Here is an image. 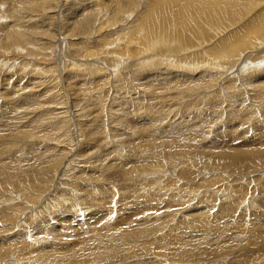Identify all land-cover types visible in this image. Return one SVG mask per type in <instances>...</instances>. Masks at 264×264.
Here are the masks:
<instances>
[{
  "label": "bare ground",
  "instance_id": "obj_1",
  "mask_svg": "<svg viewBox=\"0 0 264 264\" xmlns=\"http://www.w3.org/2000/svg\"><path fill=\"white\" fill-rule=\"evenodd\" d=\"M64 1L65 0H60V2L59 1L57 2L59 4H62L64 3ZM137 1L138 0H114L112 7H108V6H104L103 4L105 3L101 2V0H83V4L86 3L87 5L84 11L85 13L83 12L85 14L84 20H82L81 23L79 24L80 29L78 33H80V30H81V33L79 34L81 39L79 43L77 44L81 45L80 48L78 49L80 50V53H82L80 54V56L82 55L81 57L84 60V58L90 57L92 53H95V54L97 53L95 52L97 50L93 51V49L97 47V45H92L93 46L92 47L90 46V43H89L91 42L90 40L94 37H95L94 38L95 42L97 40H99L100 42L102 41L101 39H106L104 41L108 40L107 44L104 45V46L108 45V48L105 52H102V53H106L110 55L112 54V55L108 59H104V60L101 59L99 61V58H97V60H95V62H97L98 64L102 63L104 65H101L98 68L93 69V70L90 69L91 71L87 70L89 73L92 72L91 74L92 78H86V76L89 75L86 71H85L86 73L84 74L82 73L78 74L79 71H77L76 76H80L82 78L84 77V80L89 79L90 81L92 80L96 81V79H98V77H95L96 72L103 73L101 74L103 76L99 78V83H101L100 81L103 82L102 85L100 84L101 87L107 86V89H108L109 87L111 88L112 86L113 91H115L114 89L121 90L117 87L118 82L121 80H124V79L127 80L131 78L133 79L144 78L145 79L146 76L142 77L143 76L142 67L140 68L134 67L132 70H129V71L127 69L125 71H120V70L122 66L126 67L127 65H132L134 63H135L134 65H136L138 62L137 60L141 59L138 57V55H141L142 58L148 57L150 55L148 53L146 54V51L147 50L150 51L149 49L150 45H153L152 42H154V40H156L157 37H151L149 39H146V35L150 30H152L156 26L159 20H162L164 23L175 21L176 23L181 22V23H185L186 25H189V21L191 19L196 18L201 21L203 20V16L205 14H209V15L217 14L218 10L220 9V8L219 9L214 8L215 5L220 4V1L218 0H215V1H211V0H151L149 1L150 2V4H148L149 6H147L142 11H140L137 17L134 18V20H132L131 17H133V15H136L138 8L140 6ZM0 2H5V0H0ZM250 2H252L251 5H250ZM260 2L261 0H250L249 2L248 0L246 1L244 0L243 2L242 0L241 1L240 0H224L219 13L229 14L230 18L235 22L239 19L237 18L239 14L246 13V11L249 12L250 9L248 10L246 9V7L248 8L255 7ZM10 3H11L9 4L10 7L7 9L5 13H6L7 18H9L10 16L11 20H13L12 21L13 24L11 23L12 26L10 30L7 29L6 36L0 39L1 42L10 43V41L11 42L13 41L14 43H16L14 46L12 43H11L12 46L8 44L7 46H10L12 48L17 47V49H19L20 52L22 53H24V51H30V54L31 53L35 54L38 57L39 56L38 47H39L40 41L38 45L36 44L33 46L34 40L32 38L35 35H33L32 37V34L36 32L35 28H39L38 27L39 24L37 23L38 25H34L37 27L33 26L34 28L33 27L28 28L27 27L28 23L26 22V20L28 19L24 17H23L24 19H22L20 15H23L24 13H26L24 11L26 9L29 12V14L27 12L28 17L30 15V17L40 18L39 14L40 13L45 14L46 11H49L50 13L53 12L51 13L52 15L50 16L57 17L58 15L57 7L58 6L56 5V1L55 0H13V2H10ZM17 4L19 5L18 7H17ZM242 4L246 6L240 7L242 6ZM52 8H53V11H51ZM20 9H23L24 11L23 14H21ZM39 9H45V10H42L40 13H38ZM94 13L99 14V17H97L96 20L94 18ZM252 17L253 19L256 18L255 25H253L252 28L258 30L259 33L262 35L261 36L262 38H259V37L255 38L253 36L255 34L253 33L254 31H251L249 35H248L249 31H244L243 33L239 35V37L236 40H233L230 37L226 38L224 40V48L226 49L224 54L227 55L226 58H230V59L229 60L227 59V62L224 61L222 65L215 62L216 60L214 61L212 58H210V60L207 59L204 65L210 66L211 69L218 67L220 71L219 72L217 71L219 74L217 73L218 75H217L216 80L213 83L207 84L209 87V90H208V87L206 86L199 88V89H202L201 91H205V92L214 90L215 92L219 93L221 96H224L225 94L226 100L229 101L231 104H234L235 106L239 105L236 103V102H239V100H241V102H239L240 106H245L244 104L242 105V99H235V98H236L237 92H239L240 89L245 87L246 83L243 84L244 86L243 85L235 86L233 89H231L232 86L230 85L229 82L230 80H234V82L241 80L243 81V83L245 81H250V80H247L248 75L246 74L253 73L257 69L256 70L249 69L251 72H247L246 74L241 73L242 70L245 71L246 67L248 66V62H249V60L244 59V54L248 51L259 48L260 45L262 44L264 45V42H261V40L264 38L263 36L264 35V9L258 12L255 18L254 16ZM130 18H131V22H130L131 27L132 25H136V30L134 34L141 36V34L143 33V36H141L142 39L139 37V40L143 43L137 42L138 39H134L132 37L130 39L122 38L123 39L122 41L125 42V44H128V48H127V46H124V47L122 46V45H125L123 42H120L118 39H115V40L112 39L114 35L119 34V31L120 33L123 32L122 28L120 30H115L113 27L115 26L116 23H119V22L121 24L123 22H129ZM29 21L30 20H28V22ZM29 24H33V22L32 23L29 22ZM193 25L195 24L193 23ZM4 27L3 26L0 27V29H3L0 32V37H1L2 32H4L6 29V27L5 28ZM30 28H31V31H29ZM91 28H94V29L90 30ZM32 30H35V31L32 32ZM245 30H248V28ZM73 39L75 38L73 37ZM117 42H119L120 44H117ZM115 44H117V46H120L122 48L116 49L114 47ZM200 45L201 43H196V44L192 43L191 47L195 48ZM124 49L126 52L124 51ZM33 50L37 52L35 53ZM5 52H6V56H9L7 55L8 51L6 50ZM42 52L43 51H41V53ZM203 52L205 53L206 51H203ZM209 52H210V49H209ZM51 54H53V52ZM69 54L73 55L72 53H69ZM125 55H128V58L129 57L133 58L134 56L135 58H133V61L136 60L137 62L133 63L131 61H126L125 59L119 58L120 56H125ZM6 56L4 58L0 57V59L3 58L5 62L9 61L8 57L6 58ZM22 56H24V54ZM262 56L260 57V59H262ZM169 59H170V62L175 61L176 67H179L183 62V61L181 62V60H179L178 58L172 59L170 57ZM255 59H259V58L256 57L252 60L251 67H257L258 69L263 67L264 69V60L254 61ZM12 60L14 61L13 58ZM28 60L24 62V66L26 65L25 63H27ZM145 61H148L151 64H154L157 66L158 65L161 66V63L157 62L158 60L156 57L146 59L144 60V62ZM20 62H21V65L19 67H21L23 64L22 61ZM95 62H94V65L97 64V63L95 64ZM75 63H77V61ZM140 63L141 62L139 60V64ZM27 64H29V62ZM184 64L186 65V63ZM188 65H190L191 67L190 69H193V71H195L198 65L201 66L203 64L199 62L198 60H196L194 64H190L189 62ZM54 66H52V68L45 67V66L40 67L38 66L37 63L36 64L32 63L30 68L35 70L36 72L38 70L40 74H42L43 72V74L46 73L48 76H52V74L54 75L53 79H47V78L44 79L45 78L44 77L45 74H44V76H42L44 77L43 79L42 78L41 80L38 79L37 85L34 83L35 86H37L36 90L37 88H40V90H44V91L46 90L47 92H50L51 91L50 89L53 86L57 85L59 81L57 78H55L56 76H55V69H54L57 65L55 67ZM192 67H196V68H192ZM56 68L59 69V71L60 70L63 71L66 67L64 68V66L61 65V68H58V67ZM83 68L84 67L81 68V66L80 67L75 66L71 68L69 67L67 71L74 70L75 72L76 70H81L82 72ZM93 68H95V66H93ZM183 70L186 73L182 71L184 73V74L182 73V77H181L182 79H179L180 77L178 76L179 75V70H178V75H177L178 80H175V81L176 83H179L178 81H180L181 83L183 81L184 83L185 80L187 79L186 81H188V85L186 84V88L187 89L189 88V91L185 90L188 94L187 98H195L197 97L198 94H196V92L190 91V88L198 87V85L200 84V80H197V78L194 75H191V76L189 75L190 77H188V74L190 72L187 74V71L185 69ZM60 72H58V74ZM224 72L225 74H222ZM27 73H28L27 71L20 68L19 75L16 77L17 82H20L22 86L25 83V82L23 83V81L26 79V77H28ZM237 73H239L238 76L236 75ZM6 74L3 73V76H4L3 80L4 81L12 80L11 78H9V76H7L8 78L7 77L5 78ZM205 80L212 81V78L205 77ZM8 81L4 84L9 83ZM97 82L98 81H96V83ZM108 82L109 83L111 82L110 83L111 85H108L109 84ZM28 85L30 86V84ZM179 85H174L175 86L174 88L178 89ZM204 85H206V83L202 84V86ZM8 87L9 86H7L6 88ZM24 87H25V90H27L26 89L27 85L23 86V88ZM121 87L122 89L125 90V88H123L125 86L121 85ZM132 87H133V91H136L137 88L135 86H132ZM147 88L150 89L149 87ZM1 89H0V101L4 102L2 100L4 99L3 97H5L3 96L4 95L3 93L5 92H1ZM3 89L5 88L3 87ZM54 89H56V87ZM129 89L132 90L131 87H129ZM66 90L68 91L67 87H66ZM112 90L108 89L106 95H104L106 92L105 90L104 94H102L101 96L102 98L101 102L102 104H105V102L108 101L111 104L116 98L121 97L118 103L119 114L114 113L112 109L106 112L103 111L104 118H101L102 120L100 124L92 120L81 121L78 116L79 113L73 112L75 116L74 119L77 122V131H78L77 135L79 137L78 142H80L79 145H78V142L74 140H72L74 142L69 145V141L67 140L68 139L67 137L70 134V127L68 124L69 119L67 120V117L69 116L67 114V111H69L68 110L69 105L67 104L68 102L61 100V98L59 99L57 97L58 98L57 101L56 102L54 101V104L52 103L53 106H51L49 109L42 108L43 106L41 105L42 106L41 109H39V111L34 115L33 113L37 109L36 110L33 109L32 118H30L28 122L25 120H24L25 122L24 121L22 122V116L19 117L18 119L16 118V120H15V117L14 118L12 117L13 120L10 121L0 113V209L2 210V214H0V216L2 215V218H3L2 222L6 220L9 221L7 224L8 228L5 230H1L0 234L4 232H5V235L12 234L13 233L12 231L14 229L16 230L18 229L21 232L19 231V233L17 234H25V230H26L29 236L35 237L34 241L32 242L31 238H29L28 236L21 235V237H19L20 236L19 235L16 238V240H19L21 242L20 244H13L11 246H5V249H2L0 253V264H137V262L140 260H143V262L140 264H188L187 262L196 261L198 257L201 258L203 262H206V264H264V246L263 245L261 246L262 250L257 251L256 252L257 254L255 253V255L258 257V258L256 257L255 261H252L249 258H245L246 255L250 254V250H251L250 245H247L246 247H244L245 253L242 256L235 257V258L228 257L226 259L228 262L225 261V256L230 254L229 252L231 251V248H236L235 245H239L238 238H235L233 241L223 242L224 232H222L223 226L226 223V221L228 222L229 220L234 219L235 217L234 212L238 210L236 209L235 211L233 209L234 207L233 202H235V199H236V198L234 199V195L237 192L234 191L231 194H229V197L223 198V199H226V201H225V205L223 204L222 206L220 205L222 204V202L218 203V201H221L222 199L214 200L213 198V200L215 201L214 205L215 206L219 205L218 209L215 210L214 212L205 211L207 215L202 214V212L199 213V211L205 209L203 207L205 203H209V202L206 201L205 203H203L202 201H200L198 203V201L193 200V197L197 195L198 189L196 188L197 185L196 186L190 185L189 182L191 181V177L187 173L189 170L186 169L187 166H189V163L193 159H195L193 160V163H194V164L192 163L193 165L199 166V164L202 163L204 168H208L209 166L210 167L213 166V168L214 166H216L217 168L222 167L225 170V172H227L228 170L230 171L231 170L230 167L232 166H234L235 169L236 167L237 168L244 167L245 165H250L251 163H253L252 162L253 157H263L264 158V143H262V146L255 148L254 143L247 141L249 139H244V140L237 139L236 140V138L230 137L229 140H220V137H216L215 139H213L214 141L211 145H207V143L194 144V145L190 144V146H195V148L186 149L185 147H181L182 146L181 144L184 142L180 140L184 139L185 142L190 143L193 138H195L196 140V138L198 137L192 135L191 133H188L187 128L182 130L183 129L181 127L182 124L180 125V128H179L178 125L180 124V122L177 123L176 121H172L170 116H168L169 113L166 114V112L161 111L162 102L169 101L170 103L171 101H173L174 103L181 104V102H183V100L186 98L185 96L186 94L184 93V91H183L184 95L182 99H180L178 96L181 94L177 95V93H173V94H176V96L172 97L171 99H161L160 101L156 102V106L152 105L151 103V106L147 107L148 105L147 102L149 103L151 102L150 98L153 95L152 92L160 96L161 93L164 94V91L150 89L144 93L145 94V97H144L143 96L144 94L141 95L139 92H134L131 94L130 92H127L125 96H122V95H119V92H116V91L111 93ZM26 92L28 93V90ZM51 93L53 94V92ZM134 94H136V96H134ZM199 94H201L199 98L201 96H209V97L211 96V92L210 94L201 93V92ZM9 95L13 96V93L9 92L7 97ZM155 97L157 96L155 95ZM15 98L17 99V97ZM50 101H52V99ZM22 102H23V99H22ZM3 104L5 105V103ZM74 104L73 105L71 104V105L73 107V110L75 111ZM221 104H224V101H221ZM9 107L11 108L12 106L10 105ZM240 109H238V111H240ZM12 110L15 111L14 113L16 114V110L13 108ZM12 110L10 111L12 114H14ZM169 110H171V107ZM206 110L208 109L206 108ZM29 112L31 111L29 110ZM18 114H16L15 116L17 117ZM64 115H66L67 117H65ZM29 116L30 115H28V117ZM24 117L27 118L26 116ZM177 117H179V115ZM182 119L180 120L178 119V120L181 121ZM150 121L151 122L153 121L154 124L161 122V127L158 128L160 130L158 131V135H157V131H154V130L151 131L152 128L150 125ZM218 123H222V122L218 120L217 124ZM154 124L152 123V126ZM162 126H166V127L162 128ZM187 126L188 124L185 127ZM166 130H169V131H166ZM6 135H8V137L9 136L10 137L12 136V137L9 140H7ZM196 135L198 136V134ZM57 136L62 137L63 140L59 142L56 141L58 144L56 145V147L59 145H61L62 147L63 145H66L64 146V149L62 148V150H60L61 156L65 152L66 148L68 147L62 159L58 158L61 156L57 153L56 150L52 151L51 150L52 148L50 149L51 151L47 153L37 154L38 151L40 150L42 143H44L48 139L51 141L59 140V138H56ZM161 136H163L162 137L163 143L161 145L163 153L164 152L165 153H177V157H172L169 159V162H172V160L175 162V164H173L171 167L178 168L177 172H174V174L177 176L175 178V181L177 182V187L174 188V190L172 191L173 193L172 194L166 193L162 189H158L157 186L160 184L159 183L160 181H158L157 178H152V179L147 178V180H150L149 184H141L139 182L131 183V181H126V182L121 181L119 179V174L123 172L127 173L126 170L128 171L138 170L139 171L138 173H140V175L144 177H150L151 174L153 173H155L156 175H159L161 173L163 174L171 173L169 172V169H166V167L160 171L159 170L160 164L153 166L154 169H149L145 167L142 159H134L136 152L139 151L140 149L139 143L141 142L142 139H144L143 141H145L144 143L147 146L156 137H161ZM223 138L225 139V136H223ZM203 140L204 139H202V141ZM223 141H226L225 143L227 145ZM15 144H17L18 149L20 150H23L24 147L26 146L27 148L25 149L26 150L28 149V152H26L25 150L24 151L16 150L15 151L16 153L12 155L9 151L12 148H14ZM222 144H225V145H222ZM151 145H152V149L154 150V154H155L154 161L158 163V159L156 157V155L159 154L158 144L157 142H152ZM175 146L176 147L180 146V147L175 149ZM225 146L227 148H225ZM46 150H49V149L46 148ZM54 156L57 157L58 161L61 162L62 166L60 168H63L62 172H60V168H59V172H57V174L55 172V169L58 163L57 164L52 163V162H55ZM188 158H191V160H188ZM67 168H70V171H66ZM62 174H64L67 177L65 176L62 177ZM245 174L246 173H241L242 176H245ZM256 178L257 177H255V179ZM104 179L119 181L123 184V187L119 188L118 190H115L116 187L112 186L111 184H103L102 180ZM218 180L216 178V181ZM229 180L234 181V177L230 178ZM205 181L209 183L208 185L214 183V182L210 183L212 181V180L210 181V179L205 180ZM233 181L230 182L229 185H234ZM19 182L21 185L17 184ZM21 182H23V184ZM94 184L98 185L97 189L95 191H89V188L93 186ZM28 185L30 186V188L35 187L38 191L43 189L44 186L46 185L49 187L48 188L49 190L51 187H53V192L52 194L50 193L52 196L50 195L51 197L49 196L50 197L49 198L47 197V194L45 193L43 194L42 198L36 200V196L31 193V190L27 191ZM204 185L206 186V183ZM3 186L5 187L7 186L6 188H10V189H3ZM220 187H223L222 184ZM226 187H228V185ZM211 188H214V187H211ZM237 188H238V191H243L244 186L238 185ZM45 190L47 191V189ZM226 190H224L223 188L218 189V187H216L214 191L210 192V194L212 193L217 194L218 196H221L222 198ZM159 193L161 194L159 195ZM205 194L206 192L202 196H204ZM106 197H108L107 203L110 204L111 210H108V209L103 210V211H108V212L105 214V217L103 218V220L101 219V222H98L97 221L98 218L96 216L98 215V211H100L104 207V204L101 202V199L106 198ZM162 197L171 198L172 203H173L168 206L167 205L165 206V209L168 210L167 214L169 213L168 223H165L164 225H158V223L154 222L152 224V230H149L150 225L148 222L139 223V221L145 218V215H143L141 216V219H140V210L142 208L143 209L146 208V211L149 212L153 216L160 214L158 212L161 209L160 201H162ZM17 198H19V200ZM205 199L210 201L209 197ZM126 202L131 203V204L125 207ZM220 206H221V209H220ZM26 207H30L31 209H35V208H40V209L35 212L33 211L30 213L25 212L26 213L25 215L23 211L25 210L24 208ZM133 208L134 210H132ZM55 210H58L57 212L58 215H56ZM123 211L124 212L130 211L132 220L129 223L131 224H127V221H123L122 219L120 220V222H117L119 219L117 217H119V215L121 216ZM41 212L42 213L44 212V214L40 215ZM51 213H54L53 215H55L53 216L55 217L54 220L53 218H50ZM83 215L84 217L87 216V218H89L90 220L83 219L82 217ZM76 218H78L79 223L77 220H75ZM243 218L244 216L242 217V220ZM260 218L262 219L261 221L264 222V217H260ZM29 219L31 220L28 221ZM74 221H77L76 224L78 223V225L75 224V227L73 223ZM245 223L247 222L245 221ZM253 223L255 222L253 221ZM170 225H173V226H170ZM253 225L255 226V224ZM123 226H125L124 230H122ZM175 227H177V229L174 231L172 228H175ZM262 227H264L263 223H262ZM23 228L24 230H21ZM84 228H86L87 230L88 229L90 230L89 231L86 230L87 232L86 234H84L83 232ZM247 228L251 229V227L249 226ZM172 230L174 231L175 235L173 234ZM240 230H243V228L238 229V232H240ZM253 230H251V233L249 235L250 239L254 237L252 235ZM236 236L237 235L233 237H236ZM227 237L231 238L232 236L228 235ZM7 238H8L7 236H1L0 242L5 241ZM207 240H209V242L206 245H204L205 241ZM241 244H243V242ZM238 249H241V248H238Z\"/></svg>",
  "mask_w": 264,
  "mask_h": 264
},
{
  "label": "rangeland",
  "instance_id": "obj_2",
  "mask_svg": "<svg viewBox=\"0 0 264 264\" xmlns=\"http://www.w3.org/2000/svg\"><path fill=\"white\" fill-rule=\"evenodd\" d=\"M55 1H56V5L58 6L57 7V12H58L57 17L50 16V15H52L51 13H53V12L50 13L49 11H46L45 14L40 13L42 10H45V9H39L38 10V13L41 14V15L39 14L40 18L30 17V15L28 17L27 16L29 14L28 10L25 9L24 11L26 13H24V11H23L24 8L20 9L21 14L24 13L23 15H20V17L22 19L26 18V19L30 20L29 22H31V23L33 22V24H29L28 20H26V22L28 23L27 24L28 28L39 24L38 27L40 29L35 28L36 32H34L35 30H32V32H34V34H32V37H33V35H35L32 38L34 40L33 46L36 44L38 45V43L40 41L39 47H38L39 48V50H38L39 56L38 57L35 54H32V53L30 54V51H24V53H22V52H20L19 49H17V47H13V48L10 47V46H12L11 43L13 44V46L16 44L13 41L12 42L10 41V43L9 42L3 43L0 40V55H1L0 57L4 58L6 56V52H5L6 50L8 51L7 55L10 56V57L6 56V58L8 57V59H9V61H6V62H5V60H3V58L0 59V62H1L0 63V67H1L0 68L1 69L0 70V78L3 76V73H5V74L7 73L5 78L7 76H9V78L12 79L9 81L7 80L9 82V83H7L8 85L4 84L7 82L6 80L5 81L3 80L4 76L0 79V89L2 88L1 92H5V93H3L4 94L3 96H5V97H3L4 99L2 100L4 102L0 101V103H1L0 104V107H1L0 113L10 121H12L14 117L16 120V118L18 119L19 117L22 116V122L24 120L28 122L30 120V118H32L33 109H35V110L37 109L36 111H34V113H33V115H34L39 111V109H41L42 106H43L42 108H48L49 109L51 106H53L54 101L56 102L58 98L59 99L61 98V100L68 102L67 104L69 105V109H68L69 111H67V114L69 116L68 117L66 115H64V116L67 117V120L69 119L68 124L70 127V134L68 135L67 140L69 141V145H70L74 141H77V142L79 141V137L77 135L78 134L77 122L74 119L75 116H74L73 112L79 113L78 116H79V119L81 121L92 120V121H96V123L101 124V120H102L101 118H104V112L103 111L106 112V111H109L110 109H112V111L114 113L119 114L118 103H119L121 97L116 98L113 101V103H111V104L108 101H106L105 104H102V102H101L102 94H104V92L106 90V92L104 94V95H106L108 89L112 90V88H113L112 86H111V88L108 86L109 87L108 89H107V86L101 87L103 82L100 81L101 83H99V78L101 76H103V75H101L103 73L96 72L95 77H98V79H96V81H98L97 83L95 80H92V81H90L89 79L84 80V77L82 78L80 76H76L77 71H79L78 74H80V73L84 74L87 72L89 75H87L86 78H92V76H91L92 72L89 73L88 71L90 69L93 70V69L98 68L101 65H104L102 63L98 64L97 62H95V60H97V58H99V61L101 59L102 60L108 59L112 54L110 55V54L102 53V52H105L108 48V45L104 46L105 44H107L108 40L104 41L106 39H101L102 40V41H100L101 43L99 42V40H97L95 42V39H94L95 37H94L91 40L89 39L91 42H89V41L88 42L90 43V46L97 45V47L99 49L97 47H95L93 49V51L97 50V51H95L97 53L96 54L92 53V55L90 57L84 58V60H83V58L81 57L82 55L80 56V54H82V53H80V50H78L81 45H78L77 43H79V41L81 39L80 35H79L81 33V30H80V33H78L79 29H80L79 24L81 23L82 20H84V17H85L84 11L86 9L87 4L86 3L83 4V0H75L76 3L73 0H67V1L65 0L64 3H62V4H59L57 2V1L60 2V0H55ZM140 1L139 0L137 1L140 6L138 8L136 15H133V17H131L132 20H134V18L137 17V15L139 14L140 11H142L144 8L149 6L148 4H150L149 1H151V0H140ZM211 1H215V0H211ZM218 1H220V4L215 5L214 8H216V9L220 8L221 9L224 0H218ZM243 1L244 0H242V2ZM249 1L250 0H248V2ZM10 2H13V0H5V2H0V27L1 26L6 27L5 31L2 32L0 39H2L3 37L6 36L7 29L10 30V28L13 24L12 23L13 20H11L10 16H9V18H7L6 13H5L7 11V9L10 7V5H9V4H11ZM101 2H104L106 4V5L103 4L104 6L112 7L114 0H101ZM146 2H148V3H146ZM251 3L252 2H250V5H251ZM60 5H61V7H60ZM18 6L19 5L17 4V7ZM245 6L246 5L242 4V6H240V7H245ZM238 7H239V5H238ZM220 9L218 10L217 14H213V15L205 14L203 16V20H201V21L196 19V18L191 19L189 21V25H186L185 23H181V22L176 23L175 21H170L168 23H164L162 20H159L157 22L156 26L152 30H150L146 35V39H149L151 37H157V39L154 40V42H152L153 45H150V48H149L150 51L149 50L146 51V54L147 53L150 54L148 57L142 58L141 55H138V57L141 58V59L137 60L138 62L136 60L133 61V58H135L134 56H133V58H130V57L128 58V55L119 57V58L125 59L126 61H131L133 63L137 62L136 65H134L135 64L134 63L132 65H127L126 67L121 65L122 68L120 71H125L126 69L129 71V70H132L134 67L135 68L142 67V70H143V76L142 77L146 76L145 79L144 78H141V79L131 78V79H127V80L124 79V80L119 81L117 87L121 90L114 89L116 92H119V95L125 96V94L127 92H130V94L134 93V92H139L141 95H143L147 90H150V89L151 90H163L164 94L161 93L160 96L151 91L153 94L150 98L151 102L150 103L147 102V104H148L147 107H150L151 103H152V105L156 106L157 101H160L161 99H171L172 97L176 96V94H173V93H177V95L181 94V95H178L180 99H182L184 93L186 94L185 95L186 98L183 100V102H181V104L180 103H174L173 101H171L170 103H169V101H166V102L161 101L162 102L161 111L166 112V114L169 113L168 116H170L172 121H176L177 123L180 122V124L178 125L179 128H180V125L182 124L181 125V127L183 128L182 130L187 128L188 133H191L192 135L199 138V139L196 138V140H195V138H193L190 143L185 142L184 139L180 140V141L184 142L181 144L182 145L181 147H185L186 149H194L195 148V146H190V144L194 145V144L207 143V145H211L214 141L213 139H215L216 137H220V140H229L230 137L236 138V140L237 139L238 140L249 139L247 141L254 143L255 148L262 146V143H264V140H263V138H264V69H263V67H261L260 69H258L257 67H251V65H252L251 62L254 58H256V57L259 58V59H255L254 61H259V60L263 61L264 60V45L263 44L260 45L259 48L253 49V50L248 51L244 54V59L249 60V62H248V66L246 67L245 71L242 70L241 73L246 74L247 72H251L249 69H255V70L257 69L258 70V71L257 70L254 71L253 73L246 74V75H248L247 80H250V81H245L243 83V81H241V80L240 81L238 80L237 82H234V80H230V82H229L230 85L232 86L231 89H233L235 86H241V85L246 83L245 87H243L242 89H240L239 92H237L236 98H235V99H242V105L244 104L245 106H240L239 102H241V100H239V102H236L237 104H239L238 106L231 104L229 101L226 100L225 94H224V96H221L219 93L215 92L214 90H212V91L210 90L209 92H205V91H201L202 89H199V88L205 87V86L208 87V85H207L208 83L209 84L213 83L216 80L217 75L219 74L218 72L220 71V69H218V67L211 69L210 66L204 65V63H205V61H207V59L210 60V58H212L214 61L216 60L215 62H217L218 64H221V65L224 63V61L227 62V59L228 60L230 59V58H226L227 55L224 54V52L226 50L224 48V40L226 38L230 37L233 40H236L239 37V35L241 33H243L244 31H249L248 35L251 31H254L253 33H255V34L253 36L255 38L256 37L262 38L261 37L262 35L259 33V31L256 29H253L252 26L255 25V19H256L255 17L257 16L258 12H260L261 10L264 9V0H261V2L259 4H257V6H255V7H250V8L246 7V9H248V10L250 9L249 12L246 11L247 14L246 13L239 14V16L237 17L239 19L235 22L230 18L229 14L219 13ZM51 11H53V8L51 9ZM27 12H28V14H27ZM35 12H36V10H35ZM95 15H96V17H95ZM252 16H254L255 19H253ZM97 17H99V14L94 13L95 20L97 19ZM131 18H130L129 22H123L122 24L119 22V23L115 24V26L113 28L115 30H120L122 28L123 32L120 33V31H119V34L113 36V38H112L113 40L118 39L120 42H123L122 38L130 39L132 37L134 39H138L137 42H141L139 40V37L141 38V36H143V33L141 34V36L134 34V32L136 30V25H132V27H131V25H130ZM6 20H7V22H6ZM193 23L195 25H193ZM34 27H37V26H34ZM113 28H112V30H113ZM247 28H248V30H245ZM37 29H38V31H37ZM46 29H48V30H46ZM92 29H94V28H91L90 30H92ZM249 29H251V30H249ZM2 30L3 29H0V32ZM255 30L257 31V33ZM29 31H31V28ZM258 34H259V36H258ZM132 35H134V36H132ZM119 36H120V38H119ZM73 37L75 39H73ZM35 40L38 42H36ZM93 42H95V43H93ZM261 42H264V38L261 40ZM123 43L125 44V42H123ZM141 43H143V42H141ZM192 43L193 44L201 43L202 46L200 45L198 47L192 48L191 47ZM7 44L10 46H7ZM42 44H44V45H42ZM117 44H120V43L117 42ZM117 44H115V46H114L116 49L122 48L120 46H117ZM122 46L123 47L127 46V48H128V44H125ZM92 47H91V49H92ZM184 47H185V49H184ZM72 48H73V50H72ZM74 48H76V49H74ZM100 48L103 50H101ZM209 49H210V52H209ZM40 50L43 52L41 53ZM50 50H51V52H50ZM124 51H125V49H124ZM203 51H206V52L204 53ZM52 52L54 55L51 54ZM57 52H59V53H57ZM99 52H101V53H99ZM69 53H72L73 55H71ZM2 54H4V55H2ZM23 54H24V56H22ZM77 54L81 58L78 57ZM29 56H31V57H29ZM261 56H262V59H260ZM11 57L14 59V61L12 60ZM19 57H21V58H19ZM92 57H93V59H92ZM152 57H156L158 60L157 62H160L161 66L151 64L148 61L144 62V60L150 59ZM170 57L172 59L178 58L179 60H181V62L185 61L184 63H186V65L182 62V64L179 67H176L175 61L170 62V59H169ZM1 60H3V61H1ZM26 60H28L27 63L29 62V64L25 63L27 65V66L25 65L26 66L25 67L24 62ZM139 60L141 62L140 64H139ZM196 60L201 62L203 65H201V66L198 65L197 69L195 71H193V69H190L191 67L188 64H189V62H190V64H194L196 62ZM20 61L23 62L21 67H19L21 65ZM39 61H41V62H39ZM69 61H71V62H69ZM76 61H77V63H75ZM87 61L90 63H88ZM233 61H234V59H233ZM67 62H68V64H67ZM94 62H95V64L96 63L97 64L94 65ZM32 63L33 64L37 63L38 66H40V67L45 66V67H51L52 68V66H54L55 64L57 65V66L56 65L55 66L58 68H61V65H63L64 68L66 67L63 71L60 70L61 71L60 72L59 69H57L54 66L55 67L54 68L55 69V76H56L55 78H57L59 82L57 83L58 86L55 85L53 87L54 88L56 87L57 90L52 87L53 89L51 88L50 92H47L45 90L47 92V94L44 90H40V88H37V90H36L37 86H35V84L37 85L38 79L41 80V78L43 79L44 77H45L44 79H46V78L47 79H53L54 75L52 74V76H48L46 73H44L45 74V76H44L43 72H42L43 75L40 74V72H38V70L36 72L35 70L30 68ZM71 63H72V65H71ZM84 63H86V64H84ZM3 65H4V67H3ZM74 65L78 66V67L81 66V68L84 67L82 69V72H81V70H76L75 72H74V70L73 71L72 70L67 71V69L69 67L70 68L75 67ZM85 66H86V68H85ZM93 66H95V68H93ZM110 67H112V66H110ZM8 68L11 70H9ZM17 68H19V69H17ZM20 68H22L28 72L27 73L28 77H26V79L23 81V83L25 82L23 86L27 85V87H28V88L26 87V89L28 90V93L26 92L27 90H25V87L23 88L22 84L20 82H17V79H16V77L19 75ZM192 68H196V67H192ZM183 69H185L187 71V74L190 72L188 74V77H190L191 75H194L197 78V80H200V84L198 85V87H191L190 88V91L196 92V94H198L197 97H195V98H187L188 94L186 91H189V88L188 89L186 88V84L188 85V81H186L187 79L185 80L184 83L182 80H181L182 83L180 81H178L179 83H176V81H175V80H178L177 79L178 78L177 77L178 70H179L178 76L180 77L179 79H182L181 78L182 73L183 72L186 73ZM7 70H9V71H7ZM10 72H12V73H10ZM58 72H60V73L58 74ZM73 72L75 75L73 74ZM66 73L68 76L70 74V76L68 77L66 75ZM10 74H11V76H10ZM222 74H225V72ZM215 75H216V77H215ZM236 75L238 76L239 73H237ZM33 76H34V78L36 77L37 79L36 78L34 79ZM37 76L40 78H38ZM42 76H44V77H42ZM29 77H31V78H29ZM65 77H67V78H65ZM188 77H186V78H188ZM205 77H211L212 81L205 80ZM127 78H129V77H127ZM121 79H123V78H121ZM64 81H66L67 84ZM248 82H250V83H248ZM94 83H96V84H94ZM110 83L108 85H111ZM203 83H206V85L202 86ZM11 84L14 86L15 89L13 88V86ZM28 84H30V86ZM81 84L82 85L84 84V85L82 86ZM120 84L122 86H125V87H123V88H125V90L122 89ZM174 85H179L178 89L174 88L175 87ZM7 86H9V87L6 88ZM127 86L131 87L132 90H130L129 87H127ZM132 86H135L137 88L136 91H133ZM3 87L5 89H3ZM66 87L68 88V91L66 90ZM147 87H149L150 89H148ZM85 89H86V91H85ZM34 90H35V92H34ZM76 90H77V92H76ZM208 90H209V87H208ZM115 91L112 90L111 93L115 92ZM183 91H184V93H183ZM9 92L13 93V96L9 95L7 97ZM29 92H30V94H29ZM51 92H53V94ZM200 92L201 93H207V94H210V92H211V96L210 97L209 96H201L199 98V96L201 95V94H199ZM57 94H58V96H57ZM155 95L157 97H155ZM53 96H54V98H53ZM134 96H136V94H134ZM143 96L145 97V94ZM148 96H150V95H148ZM15 97H17V99ZM50 97H51L52 101H50L51 100ZM22 99H23V102H22ZM72 101H73V103H72ZM76 101H78V102H76ZM221 101H224V104H221ZM225 101H227V102H225ZM3 103H5V105ZM9 103L12 106L11 108L9 107L10 106ZM47 103H49V104H47ZM74 103H76V104H74ZM71 104L75 105V111L73 110V107ZM29 105H30V107H29ZM79 105H80V107H79ZM70 106L72 109L70 108ZM169 106L171 107V110H169L170 109ZM2 107H4L5 109ZM164 107H165V109H164ZM8 108L10 110H12V108L15 109L16 114H18L19 112L20 113L16 117L15 116L16 114L14 113L15 111L12 110L14 113V114H12ZM31 108H32V110H31ZM206 108L209 111L206 110ZM102 109H104V110H102ZM238 109H240V111H238ZM29 110L31 112H29ZM158 111H159V109H158ZM170 112H172V113H170ZM100 113L103 115H101ZM173 113H174V115H173ZM83 114H85V115H83ZM176 114H177V116L179 115L180 118L177 117ZM28 115H30V116L28 117ZM24 116H26L27 118H25ZM178 119L179 120L182 119L181 120L182 122L179 121ZM189 119H191V120H189ZM218 120L222 123L217 124ZM185 121H186V123H185ZM152 123L154 124L153 121L152 122L150 121V125L152 128L151 131H153V130L157 131V135H158V131H160L158 128L161 127V122L156 123L157 125L160 124L158 126L156 124H154L152 126ZM187 124H188V126L185 127ZM71 126H72V128H71ZM164 127H166V126H162V128H164ZM202 130H204V131H202ZM166 131H169V130H166ZM200 133H201V135H200ZM196 134H198V136ZM216 134H217V136H216ZM219 134H220V136H219ZM223 136H225V139L223 138ZM11 137L10 136L8 137V135H6L7 140H9ZM162 137L163 136L156 137L147 146L144 143L145 141H143L144 139H142L141 142L139 143L140 149H139V151L136 152L134 159H142L145 167H147L149 169H154L153 166L160 164V169H159L160 171L166 167V169H169V172H171L173 174L161 173L159 175H156L155 173H153V174H151L150 177H144V176H141L140 173H138L139 172L138 170H136V171L135 170H131V171L126 170L127 173L123 172V173L119 174V179L121 181H123V182L131 181V183L132 182H139L141 184H149L150 180H147V178H150V179L157 178V180L160 181L159 182L160 184L157 186L158 189H162L166 193H170V194L173 193L172 191L174 190L175 187H177V182L175 181V178L177 176L174 174V172H177L178 168L177 167L176 168L171 167L173 164H175V162L173 160H172V162H169V159L172 157H177V153H165V152L163 153V150L161 148L162 147L161 145L163 143ZM56 138H59V140H55V141H51L49 139L46 141L44 140L45 142L42 143L40 150L38 151L37 154L47 153L51 150L52 151L56 150L57 153L60 155L61 154L60 150H62V148L64 149V146H66V145H63V147L61 145L56 147V145H58L57 142L63 140V138L60 136H57ZM201 138L204 140L202 141ZM72 140H74V141H72ZM152 142H157V144H158V153L159 154L156 155V157L158 159V163H156L154 161L155 154H154V150L152 149V145H151ZM223 142L225 143L226 141H223ZM46 143H48V144H46ZM79 143L80 142H78V145H79ZM225 144H222V145H225ZM53 146L55 149L53 148ZM178 147H180V146H177V147L175 146V149H177ZM25 148H27V147L25 146L23 150H20V149H18L17 144H15L14 148H12L9 152L12 155H14L16 153L15 152L16 150L17 151H24L25 150L26 152H28V149L26 150ZM46 148L49 150H46ZM225 148H227V147L225 146ZM67 149H68V147L66 148V150ZM66 150H65V152H66ZM64 153L62 154V156L60 155L61 157H58V158L62 159ZM58 158L55 157V162H52L53 164L58 163V165L56 166V169H55L56 174H57V172H59V168L62 166L61 162L58 161ZM181 160H183V159H181ZM188 160H191V158H188ZM193 160H195V159H193ZM193 160L191 162L189 161L190 162L189 166L191 165L190 166L191 169L189 166H187V168H186L187 170H189L187 173L191 177V181L189 182L190 185L191 186L197 185L196 188L198 189L197 195H195V197H193V195H192L193 200L198 201V203L200 201H202L203 203H205L206 201L209 202V203H205L204 206L201 205L205 209L199 211V213L202 212V214L207 215L205 211L214 212L215 210L218 209V206H219V205H216V206L214 205L215 204L214 200H221L222 199L221 201H218V203L222 202V204H220V205L221 206L223 204L225 205L226 199H223V198L229 197V194H231L234 191L237 192L234 195V199L235 198L236 199H235V202H233L234 203L233 209L235 211H236V209H238V210L236 212H234V214H235L234 219H231L228 222L226 221V223L223 226V231L222 230L221 231L224 232L223 242L233 241L235 238H238L239 239V245H235L236 248H231L232 252L230 251L229 252L230 254L225 256V261L228 262L226 260L228 257L229 258H235V257L242 256L245 253L244 247H246L247 245H250L251 250H250V254L246 255L245 258H249L250 260L255 261L256 257H257L255 255V253L259 250H262L261 249L262 245L264 246V227H262V223L264 225V222L261 221L262 219L260 218V217H264V158L263 157H253L252 158L253 163H251L250 165H245L244 167H239V168L236 167V169L234 166H232V167H230L231 170L230 171L228 170L227 172H225V170L222 167L217 168L216 166H214V168H213V166H211L212 167L211 168L209 166L208 168H204L202 163H200L199 166L193 165L194 164ZM188 167H189V169H188ZM205 169H206V171H205ZM62 171H63V168H60V172H62ZM66 171H70V168H67ZM203 171H204V173H203ZM241 173H246V174H245V176H242L243 174L241 175ZM216 174H218V175H216ZM64 176L65 175L62 174V177H64ZM65 177H67V176H65ZM233 177H234V181L233 180L232 181L234 182V185H229V183L232 182L229 179L233 178ZM255 177H257V178L255 179ZM216 178H217V180L218 179L219 180L216 181ZM209 179H210V181L212 180L211 182L209 181L210 183H213V182L214 183L208 185L209 183H207L205 180H209ZM102 182H103V184H111L112 186L116 187L115 190H118L119 188L123 187V184L121 182L115 181V180L104 179V180H102ZM21 183L23 184V182H21ZM205 183H206V186L204 185ZM17 184L21 185L20 182ZM221 184L223 187H220ZM226 184L228 185V187H226L227 186ZM235 185L244 186L243 191H238V188ZM28 186H27V191L31 190V193L36 196V200L42 198L43 194H45V193L47 194V197H49L53 192V187H51L49 190L48 189L49 187L47 185L44 186V188L47 189V191L43 188V189L39 190L40 192L35 187L30 188V186H29V188H28ZM4 187L5 186H3V189H10V188H6L7 186L5 188ZM97 187H98V185L94 184L93 186H91L89 188V191H95L97 189ZM211 187H214V188H211ZM216 187H218V189H220V188H223L224 190L228 189L225 191L226 194L224 192V194H223L224 197L222 196V198H221V196H218L217 194H213V193L210 194V192L214 191ZM236 188H237V190H236ZM205 192H206V194L204 196H202ZM36 193H38V194H36ZM160 194L161 193H159V195ZM23 197H24V195H23ZM207 197H209L211 202L205 199ZM213 198H214V200H213ZM17 199L19 200V198H17ZM107 199H108V197L101 199V202L104 204V207L100 211H98V215L96 216L98 218L97 219L98 222H101V219L103 220V218L105 217V214L108 212V211H103V210H105V209L111 210V206H110V204L107 203ZM15 201H16V199H15ZM160 202H161V204H160L161 209L158 212L160 214L153 216L149 212L146 211V208H144V209L142 208L140 210V219H141V216H143V215H145V218L142 219L141 221H139V223L148 222L150 225L149 230H152V224L154 222L158 223V225H164L165 223H168V214L169 213L167 214L168 210L165 209V206L173 204L172 199L168 198V197H165V198L162 197V201H160ZM130 204L131 203L126 202L125 207L129 206ZM174 206H175V204H174ZM174 206H173V208H174ZM221 206H220V209H221ZM24 209L25 210L23 211V213H25V212L30 213L32 211L35 212V211L39 210L40 208L31 209L30 207H26ZM132 210H134V208ZM57 212H58V210H55L56 215H58ZM26 213H25V215H26ZM61 213H59V214H61ZM0 214H2L1 209H0ZM42 214H44V212L43 213L41 212L40 215H42ZM53 214L54 213L50 214L51 215L50 218H53V220H54L55 217H53V216H55V215H53ZM230 214H232V213H230ZM243 216H244V218L242 220ZM0 217H1L0 218V223H1L0 224V232H1V230H5L8 228L7 224L9 221L6 220V221L2 222L3 221L2 215ZM82 217L85 220H90L89 218H87V216L84 217V215H83ZM117 218H119L117 222H120V220L122 219L123 221H127V224H131V223H129L132 220L130 211H125V212L123 211L122 215L121 216L119 215V217H117ZM31 219H29L28 221H30ZM75 220L78 221V218H76ZM77 221L73 222L74 227H75V224ZM245 221L247 223H245ZM250 221H252V222H250ZM253 221L255 223H253ZM78 223H79V221H78ZM78 223L76 225H78ZM181 223H183V222H181ZM252 223L255 224V226ZM138 226H139V224H138ZM170 226H173V225H170ZM245 226H246V228H245ZM248 226L251 227V229L247 228ZM24 228L21 230H24ZM240 228H243V230H240V232H238V229H240ZM253 228H254V230H253ZM124 229H125V226H123L122 230H124ZM172 229L175 231L177 229V227L172 228ZM83 230H84L83 231L84 234H86V232L89 231L90 229L87 230L86 228H84ZM247 230H249V231H247ZM251 230H253L252 235L254 237L250 239L249 235L251 233ZM19 231L20 230H18V229L17 230L14 229L12 231L13 232L12 234L5 235V232L0 234V237L1 236H7L8 237L5 241L0 242V253H1L2 249H5V246H11L13 244H20L21 242L19 240H16V238L19 235H20L19 237H21V235L28 236L29 238H31L32 242L34 241L35 237L29 236L28 232L26 230H25V234H17V233H19ZM174 231H173V234H174ZM228 235H231L232 237L228 238L227 237ZM235 235H237V236L233 237ZM209 240L205 241L204 245H206L209 242ZM242 242H243V244H241ZM238 248H241V249H238ZM233 250H235V251H233ZM142 262H143V260H140L137 262V264H140ZM187 263L188 264H206V262H203L201 260V258H199V257L197 258L196 261L187 262Z\"/></svg>",
  "mask_w": 264,
  "mask_h": 264
}]
</instances>
